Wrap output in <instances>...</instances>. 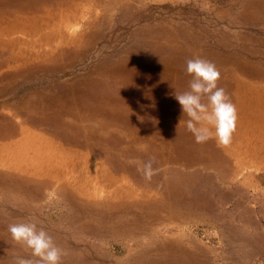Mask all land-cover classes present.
<instances>
[{
    "label": "rangeland",
    "instance_id": "obj_1",
    "mask_svg": "<svg viewBox=\"0 0 264 264\" xmlns=\"http://www.w3.org/2000/svg\"><path fill=\"white\" fill-rule=\"evenodd\" d=\"M196 57L226 148L174 98ZM32 221L62 264H264V0H0V264Z\"/></svg>",
    "mask_w": 264,
    "mask_h": 264
},
{
    "label": "clouds",
    "instance_id": "obj_2",
    "mask_svg": "<svg viewBox=\"0 0 264 264\" xmlns=\"http://www.w3.org/2000/svg\"><path fill=\"white\" fill-rule=\"evenodd\" d=\"M184 70L192 77L188 90H176L174 98L181 106L183 117H187L186 130L192 133L197 144L214 139L217 147H228L236 131L238 115L225 89L218 86L220 71L213 62L200 57L188 59ZM153 163L154 158L149 159L138 169L145 180L150 181L155 174ZM8 231L12 240L25 251L30 250L34 258L17 256L14 264H62V249L36 222L12 223Z\"/></svg>",
    "mask_w": 264,
    "mask_h": 264
}]
</instances>
